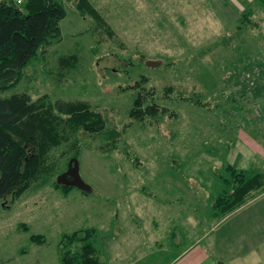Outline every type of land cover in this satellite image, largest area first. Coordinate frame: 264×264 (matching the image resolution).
<instances>
[{
    "label": "rangeland",
    "instance_id": "obj_1",
    "mask_svg": "<svg viewBox=\"0 0 264 264\" xmlns=\"http://www.w3.org/2000/svg\"><path fill=\"white\" fill-rule=\"evenodd\" d=\"M62 1L59 41L3 94L84 100L106 128L77 131V146L61 141L43 183L0 201V264H61V235L80 228L93 229L104 264H264V231L241 221L264 210V198L220 219L210 207L236 131L262 136L253 92L264 93V9L250 13L230 0H88L97 17L79 12L78 0ZM70 54L67 68L58 58ZM138 88L141 106L154 103L157 112L139 121L128 114ZM74 156L88 193L53 184Z\"/></svg>",
    "mask_w": 264,
    "mask_h": 264
},
{
    "label": "trees",
    "instance_id": "obj_2",
    "mask_svg": "<svg viewBox=\"0 0 264 264\" xmlns=\"http://www.w3.org/2000/svg\"><path fill=\"white\" fill-rule=\"evenodd\" d=\"M261 2L264 4V0ZM76 8L81 13L87 11L99 16L98 11L88 0L76 1ZM244 11L251 13L248 8ZM65 13L62 0H21L20 3L14 0H0L2 202L19 197L31 184L44 182L45 176L56 168L54 159L49 157L50 151L61 141L70 140L71 146H77L73 138L77 131L99 133L106 128V120L102 113L84 100L51 99L47 93L32 98L26 90L3 94L26 76L25 68L42 54L44 49L59 41V22ZM71 57V54L60 56L59 63L62 65L67 63L66 67L69 68L73 65L72 61L68 62ZM261 72L260 75H264V71ZM260 89L261 86L258 88L261 92ZM141 98L142 92L138 88L133 105L128 110L130 118L137 121L143 120L145 114L157 113L154 103L142 107ZM115 134L112 132L106 139L114 140L117 135ZM109 149L106 146L103 148ZM224 169L227 175L220 176L224 186L219 188L210 204L212 214L218 219L244 204L257 191L264 189V171L238 169L229 163L223 165ZM53 184L63 190L72 187L59 184L56 180ZM20 226L25 230L28 227L25 224ZM94 234L90 228L63 233L57 247L60 263L104 264L94 246ZM29 239L39 243L43 241V235L30 234Z\"/></svg>",
    "mask_w": 264,
    "mask_h": 264
},
{
    "label": "crops",
    "instance_id": "obj_3",
    "mask_svg": "<svg viewBox=\"0 0 264 264\" xmlns=\"http://www.w3.org/2000/svg\"><path fill=\"white\" fill-rule=\"evenodd\" d=\"M234 7L241 9H247L251 7V13H256L257 9H261L263 12L264 4L261 0H230ZM253 3V4H252ZM253 11V12H252ZM263 64V63H261ZM255 94H260V103L262 106H259L260 110H264V93L262 91L253 92ZM259 120L263 118L259 117ZM253 128L258 129L261 137L251 133L253 131H247V129L240 128L241 131L235 134V141L233 145L227 149L228 156L226 160L229 164L233 165L238 169L243 170H255V171H264V121L261 124L253 123ZM245 128V124L243 126ZM264 198V192L258 194L257 196L252 197L246 204L241 208H250L251 205L257 203L259 200ZM241 211V210H240ZM243 220V221H242ZM242 223L245 225H256L259 229L257 231L260 233L264 231V210H260L259 214L253 211V216L245 217L241 219ZM262 224V227H261ZM263 247V246H259ZM182 255V254H181Z\"/></svg>",
    "mask_w": 264,
    "mask_h": 264
},
{
    "label": "water",
    "instance_id": "obj_4",
    "mask_svg": "<svg viewBox=\"0 0 264 264\" xmlns=\"http://www.w3.org/2000/svg\"><path fill=\"white\" fill-rule=\"evenodd\" d=\"M157 63V60H146V65L149 66H155ZM56 182L59 184L76 187L87 193L91 191V187L80 177L76 157H71L68 160L66 169L57 175Z\"/></svg>",
    "mask_w": 264,
    "mask_h": 264
},
{
    "label": "built area",
    "instance_id": "obj_5",
    "mask_svg": "<svg viewBox=\"0 0 264 264\" xmlns=\"http://www.w3.org/2000/svg\"><path fill=\"white\" fill-rule=\"evenodd\" d=\"M16 3H20L21 2V0H14Z\"/></svg>",
    "mask_w": 264,
    "mask_h": 264
}]
</instances>
